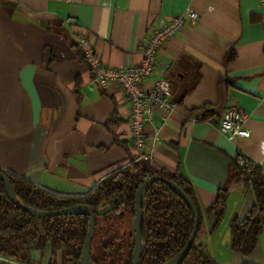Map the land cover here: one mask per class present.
Wrapping results in <instances>:
<instances>
[{
    "label": "crops",
    "instance_id": "crops-1",
    "mask_svg": "<svg viewBox=\"0 0 264 264\" xmlns=\"http://www.w3.org/2000/svg\"><path fill=\"white\" fill-rule=\"evenodd\" d=\"M187 10L197 21L158 51L149 78L167 82L175 108L145 126L139 151L129 140L121 90L94 81L75 36L90 38L109 66L125 68L140 62L156 24ZM232 107L247 115L248 138L218 132ZM239 155L264 177V8L257 0H0V169L72 195L148 160L156 172L190 184L202 215L195 244L216 263L264 264V225L247 257L230 247L231 224L255 203L238 177ZM220 189L227 193L215 224L210 209ZM50 257L49 245L30 253L36 264Z\"/></svg>",
    "mask_w": 264,
    "mask_h": 264
},
{
    "label": "trees",
    "instance_id": "trees-1",
    "mask_svg": "<svg viewBox=\"0 0 264 264\" xmlns=\"http://www.w3.org/2000/svg\"><path fill=\"white\" fill-rule=\"evenodd\" d=\"M234 164L239 171L238 177H243L250 185L255 198L254 205L242 221L230 227L231 250L247 257L256 248L263 231L264 177L260 168L251 162L248 168L238 166L236 160ZM0 172L9 179L18 199L26 206L53 212L85 205L93 211L95 229L100 227L104 239L97 247L98 255L91 257L90 264H132L135 195L142 183L154 176L167 178L186 193L200 214L198 233L202 229V215L188 181L176 175L156 172L148 160L117 169L87 193L72 195L46 190L2 169ZM226 193V189L218 190L210 209L215 215V224L223 217ZM144 208L141 229L144 249L140 264H164L188 241L194 227L192 212L163 182L149 187ZM88 223L87 216L32 217L10 203L5 186L0 181V258L4 260H0V264H11L10 260H15L17 264H36L30 253L43 251L48 245L51 248L48 264H56L57 252L61 254L59 264H79ZM100 223L102 226H99ZM195 242L182 264H218Z\"/></svg>",
    "mask_w": 264,
    "mask_h": 264
},
{
    "label": "built area",
    "instance_id": "built-area-1",
    "mask_svg": "<svg viewBox=\"0 0 264 264\" xmlns=\"http://www.w3.org/2000/svg\"><path fill=\"white\" fill-rule=\"evenodd\" d=\"M257 4L264 8V0H257ZM197 19L198 15L194 11L187 10L182 15L156 24L143 45L140 62L125 68L109 66L96 54L90 38L82 34L75 36V45L94 81L102 88L115 85L121 90L129 105V140L139 151H142L145 147V126L154 124L159 114H170L175 108L169 98V88L165 80L149 83V78L157 65V53L186 24H194ZM246 119L247 115L240 108H228L223 113L217 130L228 140L248 138L250 134L244 128ZM236 163L242 168H248L250 162L246 157L239 155L236 158Z\"/></svg>",
    "mask_w": 264,
    "mask_h": 264
},
{
    "label": "water",
    "instance_id": "water-1",
    "mask_svg": "<svg viewBox=\"0 0 264 264\" xmlns=\"http://www.w3.org/2000/svg\"><path fill=\"white\" fill-rule=\"evenodd\" d=\"M0 181L5 186L6 195L10 203L13 204L16 208L22 210L23 212L29 214L32 217L52 218L58 216H87L89 218L88 230L86 233L84 246L81 251L79 264H90L91 244L94 238V232L96 228V220H95L96 218L93 211L88 206L78 205L53 212H45V211L37 210L35 208L26 206L20 202L12 185L10 184L9 179L2 172H0ZM156 182H163L174 194H176L179 198H181L191 210L194 218L193 231L188 241L186 242L184 248L179 253H177L175 256H173L171 259L167 260L164 263V264H182V262L187 257L188 252L190 251L196 240L199 231L200 214L197 208L195 207L194 203L186 195V193L175 183L171 182L170 180L162 176H154L148 178L146 181L142 183V185L138 188L136 192L134 199L135 213H134V218L132 220V232H133L132 264H140L143 255L144 244L142 241L141 229H142V218L145 212V208H144L145 197L149 187Z\"/></svg>",
    "mask_w": 264,
    "mask_h": 264
},
{
    "label": "rangeland",
    "instance_id": "rangeland-1",
    "mask_svg": "<svg viewBox=\"0 0 264 264\" xmlns=\"http://www.w3.org/2000/svg\"><path fill=\"white\" fill-rule=\"evenodd\" d=\"M99 226H102V224L100 223ZM100 227H98L97 229H95L94 232V238L92 240V250H91V257L95 258V256L98 255V251H97V247L100 245L101 240L104 239L102 237V232L99 229ZM127 228H129V226H127ZM133 242V241H132ZM60 254V253H59ZM61 256V254L59 255V257ZM11 264H17L15 260H10Z\"/></svg>",
    "mask_w": 264,
    "mask_h": 264
}]
</instances>
